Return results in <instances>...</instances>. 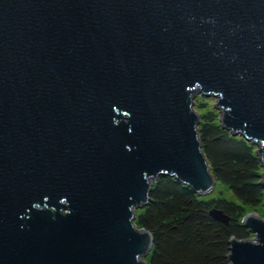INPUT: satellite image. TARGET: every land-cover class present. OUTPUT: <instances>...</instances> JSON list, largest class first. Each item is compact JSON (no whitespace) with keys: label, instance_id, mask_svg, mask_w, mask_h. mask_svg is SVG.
Returning a JSON list of instances; mask_svg holds the SVG:
<instances>
[{"label":"water","instance_id":"1","mask_svg":"<svg viewBox=\"0 0 264 264\" xmlns=\"http://www.w3.org/2000/svg\"><path fill=\"white\" fill-rule=\"evenodd\" d=\"M198 94L264 188V0H0V264H151L158 177L216 187ZM243 223L230 264H264V213Z\"/></svg>","mask_w":264,"mask_h":264},{"label":"trees","instance_id":"2","mask_svg":"<svg viewBox=\"0 0 264 264\" xmlns=\"http://www.w3.org/2000/svg\"><path fill=\"white\" fill-rule=\"evenodd\" d=\"M198 105L199 136L211 171L240 202L198 194L172 176H159L148 204L137 209L135 219L153 236L152 250L146 256L151 264H230V239L253 236L243 223L247 208L264 202L257 146L224 127L217 108L204 100ZM213 208L221 209L229 222L214 218L210 213Z\"/></svg>","mask_w":264,"mask_h":264},{"label":"rangeland","instance_id":"3","mask_svg":"<svg viewBox=\"0 0 264 264\" xmlns=\"http://www.w3.org/2000/svg\"><path fill=\"white\" fill-rule=\"evenodd\" d=\"M197 96L195 97L197 109L199 108L198 104H199L200 100H204L209 107L210 106L214 107V104L216 102V98H214L213 96L204 97V95H201V94H198ZM198 112H199V109H198ZM215 186L216 187H214L213 190L210 193H208L209 195H212V196H223V197L228 198L229 200L240 202V200L235 195V193L232 191V189L229 188L223 182L216 180ZM251 210L264 213V202L261 205L256 206V207H248L246 214L250 213Z\"/></svg>","mask_w":264,"mask_h":264}]
</instances>
